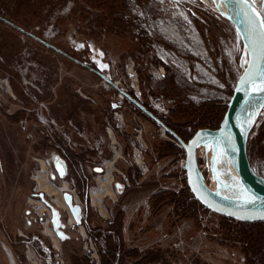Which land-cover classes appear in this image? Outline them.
I'll return each instance as SVG.
<instances>
[{"label":"rangeland","instance_id":"374dc122","mask_svg":"<svg viewBox=\"0 0 264 264\" xmlns=\"http://www.w3.org/2000/svg\"><path fill=\"white\" fill-rule=\"evenodd\" d=\"M251 1L264 17V0ZM219 4V0H0L2 12L28 33L94 69L99 67L118 88L131 92L133 98L164 120L173 109L189 104L198 106L214 101L227 106L247 57L235 28L221 14ZM89 37L99 39L100 52L92 58L86 52L91 44ZM129 66L134 79L128 76ZM60 80L64 81L62 87H59ZM129 104L79 65L0 24V264H40L33 259V249L23 242L33 236L41 237L53 248L44 235L48 209L47 212L33 210L38 207L32 202L36 194L29 178L32 160L45 157L57 150L56 147L64 150L69 159L80 153L79 147L83 146L94 157L85 162L88 167L73 168L74 180L77 174L91 171L101 160L102 150H95L99 142L87 132V120H83L79 110L92 113L101 109V123L111 122L110 129L121 136L122 148H126L128 156L122 161L136 168L143 178L156 171L151 169L149 173L156 156L153 147L169 139ZM17 113L21 117L15 122L13 116ZM115 113L123 120L122 132L113 127ZM263 124L264 107L247 146L250 166L262 178L264 135L260 137L259 132ZM72 126L85 134L93 150ZM136 129L147 147L142 158L145 172L131 160L129 144L134 140ZM62 131L71 138L69 146L62 142ZM112 143L122 153L121 146ZM112 143H108L109 149ZM209 157L210 144L200 146L199 168L207 186L219 193L217 178L222 180L223 173L219 171L217 178L214 176ZM215 160L217 166L226 164L220 152ZM182 165L184 162L179 168ZM121 175L127 183V177ZM138 204L140 209L136 207L134 212L139 210V226L153 230L146 237H140L135 245L140 250L156 242L163 247L173 246V256L164 264H244L236 250L207 244L202 233L191 235V221L184 222L167 236L162 229L168 209L151 217L147 199ZM25 209L35 214L39 230L35 231L34 218L24 215ZM57 251L66 264L65 254Z\"/></svg>","mask_w":264,"mask_h":264},{"label":"trees","instance_id":"16d2710c","mask_svg":"<svg viewBox=\"0 0 264 264\" xmlns=\"http://www.w3.org/2000/svg\"><path fill=\"white\" fill-rule=\"evenodd\" d=\"M0 18L6 21V23L0 21V24L14 33H21L20 31L28 33L25 27L7 17L1 7ZM30 39L40 44L32 38ZM64 57L71 62L76 60L83 63L69 54ZM86 65L92 68L90 65ZM128 94L134 97L131 92ZM129 105L134 108L131 104ZM134 111L142 119L158 127L139 110L134 108ZM150 111L157 116L152 110ZM225 111L226 106L223 107L214 101H206L198 106L189 104L183 108L173 109L166 120L157 117L184 142H187L199 129H216ZM20 117L19 113L15 114L13 121L17 122ZM165 135L169 140L154 146L152 150L156 156L150 164L149 173L151 169L156 171L143 178L136 168H131L134 179L132 181L130 178V172H125L129 181V187L125 189L146 194L151 217L168 209L162 229V233L167 236L172 235L173 231L184 222L191 221L193 223L191 235L202 233L207 244H213L217 248L226 250H236L242 256L244 264H264V222L241 223L213 214L202 207L193 198L187 187L184 166L179 168L180 163L184 162L183 149L177 146L169 134L165 133ZM263 135L264 124L259 132L260 137ZM76 140L80 141L77 138ZM250 143L249 136L248 145ZM80 196L87 206L84 191L80 192ZM123 215L120 208H116L110 223L87 225L89 237L97 249L99 264H164L167 258L173 256L174 251L171 245L163 247L159 242H156L144 250H140L135 245L140 237L153 230L151 227L139 226L138 216L131 221L127 232V241H124L122 237Z\"/></svg>","mask_w":264,"mask_h":264},{"label":"water","instance_id":"95a60500","mask_svg":"<svg viewBox=\"0 0 264 264\" xmlns=\"http://www.w3.org/2000/svg\"><path fill=\"white\" fill-rule=\"evenodd\" d=\"M224 16L235 28L246 51V64L237 77L232 94L219 126L216 129H199L184 142L157 116L138 100L121 90L104 74L84 63L75 62L95 74L103 83L124 97L134 108L151 119L162 131L169 134L184 151V172L187 187L193 198L206 210L241 223L264 222V178L250 166L247 154L248 139L264 107V17L251 0H223ZM0 21H6L0 18ZM46 48L66 56L43 40L20 31ZM115 108V105H113ZM210 144L209 162L213 166L218 152L227 158L229 177L240 199H225L206 184L199 168L197 151ZM55 166L63 176L65 167L59 161Z\"/></svg>","mask_w":264,"mask_h":264},{"label":"crops","instance_id":"0c3cea01","mask_svg":"<svg viewBox=\"0 0 264 264\" xmlns=\"http://www.w3.org/2000/svg\"><path fill=\"white\" fill-rule=\"evenodd\" d=\"M89 38L88 42L91 44L89 46V52H86L92 58L93 54L100 52L99 39L95 37ZM60 51L63 52L62 50ZM63 53L67 55V53ZM73 63L78 66L75 61ZM91 67L94 69L92 65ZM81 68L87 73L96 76L85 68ZM94 70L103 74L102 69L99 67H95ZM63 83L64 81L60 80L59 87H62ZM76 101L83 102L80 99ZM112 109H115L113 105ZM78 112L79 115H82L84 121L87 120L86 126L89 129L87 132L96 142H99L98 145L96 144V149L102 150L101 160L97 165H94L91 171L86 170L83 175L80 173L77 174V179L74 180L71 178L73 168L77 165L80 168L82 166L88 167V165H85V162L89 160L88 158L94 157L93 153L86 151L83 146H80L79 149L82 151H80V155L76 153L72 155V158L70 157L68 159V157L65 158L57 150H54L43 158H34L32 160L33 165L29 178L31 184L35 187V195L49 212V221L47 224L49 228L46 227L44 229L47 242L53 248L65 254L66 264H99L96 246L88 237L87 225L94 226L102 225L104 222L110 223L116 208H120L124 213L122 219L123 240L127 241V232L130 223L139 212L138 209L134 212V209L136 207L140 209L138 207L139 201L146 200L147 197L145 193H135L125 189L129 187V181L126 178V183L122 179L121 174L125 175V172H130V178L132 181L134 179L132 169L122 161V158L128 156V153L126 148H122L121 136L110 129L111 122L105 120V124L101 123L102 110L99 109L91 113L90 111L87 112L81 109ZM112 142H117L121 146L122 153H113L110 151L108 143ZM56 161L61 162L65 167L63 176H60L55 166ZM41 183L45 184L42 185ZM81 191H84L87 206L81 200ZM142 209L140 211L141 213ZM24 215L34 218L36 224L35 231L37 229L39 230L37 219L34 216L35 214L33 215L31 211L25 209ZM150 232L144 236L146 237ZM87 248L91 252L89 256L84 253Z\"/></svg>","mask_w":264,"mask_h":264},{"label":"built area","instance_id":"2783aa9c","mask_svg":"<svg viewBox=\"0 0 264 264\" xmlns=\"http://www.w3.org/2000/svg\"><path fill=\"white\" fill-rule=\"evenodd\" d=\"M128 76L132 79L135 78V74L132 72V66H129L128 68ZM115 83V82H114ZM116 84V83H115ZM118 97L120 100H123L124 97L121 96L120 94H118ZM41 107H43V109L45 110V112H48L47 108L43 105H41ZM38 114L41 116L42 113L38 112ZM51 124H53L55 127H57L58 125L55 124V121H51ZM71 125V124H70ZM61 126V125H60ZM73 127V126H72ZM113 127L115 130L122 132L123 131V127H124V123L123 120L121 118V115L115 113L114 114V123H113ZM63 129V127H61ZM73 129L77 132L78 136L83 138L85 140V142L87 143V145H89L90 150H93V148L91 147V143L90 141L87 139V137L85 136V134L83 132H80L77 128L73 127ZM140 132L137 131V129L135 130V137L134 140L132 139L130 141V148H131V160L132 162L138 166V168L142 171L145 172V165L143 163V153L147 150V147L144 145V143L141 141L140 139ZM60 135L62 136V142H66V145L69 146L71 141V138L64 133L63 131L60 132ZM57 151L59 152V154L63 157L66 156L64 150L62 149H58L56 147ZM95 150H98L95 148ZM110 150L112 152H119V147L116 145V143H112L110 145ZM98 155H101V152H98ZM66 158V157H65ZM90 163V162H87ZM33 198L35 200H33L32 202L37 205L38 208H33L34 212H36V210L40 209L42 211H46L47 212V208L42 204L41 201L36 200L38 197L36 195H33ZM48 222L47 218H46V223ZM25 246L27 248H32L33 249V259L40 263V264H63V259H62V255L59 251L51 248L49 245H47L45 243V241L42 240L41 237L39 236H33L30 239H26L25 241H23ZM86 253L91 255L90 250L87 248L86 249Z\"/></svg>","mask_w":264,"mask_h":264},{"label":"bare ground","instance_id":"6f19581e","mask_svg":"<svg viewBox=\"0 0 264 264\" xmlns=\"http://www.w3.org/2000/svg\"><path fill=\"white\" fill-rule=\"evenodd\" d=\"M220 1V4H219V10L222 12L221 14H226V9H225V4L223 2V0H219ZM222 153V152H220ZM223 154V153H222ZM224 155V154H223ZM225 157V156H224ZM226 159V164L223 165V167L221 166H217V163L215 160L214 161V164H213V172H214V176H216L217 178V173L219 171H221L223 173V178H221L222 180L218 179L217 178V181L220 185V190H219V195L222 197V198H225V199H234V200H239L240 197L237 193V191L234 189V186L232 184V181L229 177V167H228V161H227V158L225 157ZM225 162V161H224ZM222 165V164H221ZM44 177V176H43ZM40 178V177H39ZM220 178V177H219ZM44 180V179H43ZM46 181V180H44ZM42 182V181H41ZM42 185H44L45 183H41ZM40 185V184H39ZM42 187V186H40ZM44 187V186H43ZM43 190V188H42ZM217 190V189H216ZM218 191V190H217Z\"/></svg>","mask_w":264,"mask_h":264},{"label":"snow or ice","instance_id":"6c2138e0","mask_svg":"<svg viewBox=\"0 0 264 264\" xmlns=\"http://www.w3.org/2000/svg\"><path fill=\"white\" fill-rule=\"evenodd\" d=\"M262 26H264V25H262ZM258 90L264 91V85H262L261 88H259Z\"/></svg>","mask_w":264,"mask_h":264}]
</instances>
